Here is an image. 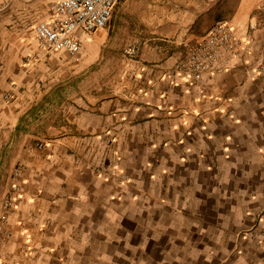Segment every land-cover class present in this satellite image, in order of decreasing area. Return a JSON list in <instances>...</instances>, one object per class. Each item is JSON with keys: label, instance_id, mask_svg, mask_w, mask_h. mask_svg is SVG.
Listing matches in <instances>:
<instances>
[{"label": "crops", "instance_id": "crops-1", "mask_svg": "<svg viewBox=\"0 0 264 264\" xmlns=\"http://www.w3.org/2000/svg\"><path fill=\"white\" fill-rule=\"evenodd\" d=\"M50 13L0 0V264H264V239L244 236L264 228V0H121L78 57L42 58ZM224 20L250 53L173 77Z\"/></svg>", "mask_w": 264, "mask_h": 264}, {"label": "built area", "instance_id": "built-area-1", "mask_svg": "<svg viewBox=\"0 0 264 264\" xmlns=\"http://www.w3.org/2000/svg\"><path fill=\"white\" fill-rule=\"evenodd\" d=\"M117 1L53 0L50 17L38 20L33 26V37L40 57L46 58L59 51L78 57L81 33H92L106 27ZM251 41L249 32H238L229 21H218L200 38L187 45L183 55L172 67L171 75L195 83L204 75L227 71L235 62L242 60L245 53H250ZM126 53L133 55L135 48L128 47ZM5 97L10 98L11 94ZM20 170L18 166L13 171L10 194L3 202L4 211L15 206L14 201L20 193ZM244 236L262 240L264 228L253 227Z\"/></svg>", "mask_w": 264, "mask_h": 264}, {"label": "rangeland", "instance_id": "rangeland-1", "mask_svg": "<svg viewBox=\"0 0 264 264\" xmlns=\"http://www.w3.org/2000/svg\"><path fill=\"white\" fill-rule=\"evenodd\" d=\"M52 1L53 0H46V7H48L49 6V8H50V6H51V4H52ZM120 2H121V0H118L117 1V3H116V5H115V7H114V13L116 12V11H118V9H119V7H120ZM197 7V13H195L197 16H199L200 14H201V12H203L204 11V9L207 7V5H205V4H199V5H197L196 6ZM113 13V14H114ZM191 18H192V16H189V17H185V19L182 21L183 22V26L184 25H188V23H189V21H191ZM193 19V18H192ZM49 57V56H48ZM48 57H46V58H48ZM100 58H101V56H99V60H100Z\"/></svg>", "mask_w": 264, "mask_h": 264}]
</instances>
